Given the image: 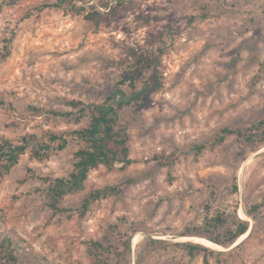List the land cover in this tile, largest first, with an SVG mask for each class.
Returning a JSON list of instances; mask_svg holds the SVG:
<instances>
[{"label": "rangeland", "instance_id": "obj_1", "mask_svg": "<svg viewBox=\"0 0 264 264\" xmlns=\"http://www.w3.org/2000/svg\"><path fill=\"white\" fill-rule=\"evenodd\" d=\"M0 4V139L48 143L87 127L90 118L67 123L35 109L100 104L133 71L145 91L122 113L134 163L95 168L60 202L67 212L48 206L52 181L42 178L69 176L77 140L43 161L30 148L0 176V264H10L5 238L16 264H264V142H219L224 129L246 133L264 120V0ZM123 184L83 211L91 191ZM242 222L247 233L229 242ZM94 242L125 255L98 258Z\"/></svg>", "mask_w": 264, "mask_h": 264}, {"label": "trees", "instance_id": "obj_2", "mask_svg": "<svg viewBox=\"0 0 264 264\" xmlns=\"http://www.w3.org/2000/svg\"><path fill=\"white\" fill-rule=\"evenodd\" d=\"M61 2V0H59ZM83 1V0H81ZM115 1L121 5L123 0H98V8L109 9L112 2ZM59 7V4L53 5ZM49 7V6H47ZM3 10V4H0V12ZM5 57L11 55V50L7 46ZM163 53L162 50L159 51ZM135 72L122 77L115 90L100 104L85 103L83 101L71 100L67 105L71 107L70 111L44 110L35 109L37 113L45 115L55 121H64L67 123L80 124L85 119L90 118L89 125L79 130H75L66 136L50 134L49 142L42 143L31 136L25 137L19 144H15L9 139H0V176L8 175L15 168L23 155L29 149L32 158L43 161L49 159L52 154L64 151L69 143L70 138L79 142V149L74 154V166L68 177L56 178L50 180L42 178L43 181H52L51 187L47 192L48 206L58 213L67 212L66 209L59 206L60 202L68 195H74L85 189V184L90 177V173L98 166H104L108 170H114L117 165L122 168H128L134 163L131 158L130 132L129 127L123 123L122 113L132 105L136 100H141L145 91L137 89L138 77L134 76ZM128 85L131 91L125 90L124 86ZM220 141L225 139L226 135H236L240 140L255 145L257 142H264V120L251 126L246 133L240 130L224 129ZM259 138L257 141L255 138ZM32 172L31 169L28 170ZM126 184L119 187H106L91 191L83 201V211L87 210L95 201L117 195L122 192ZM85 214V213H84ZM222 222L221 218L216 219ZM247 223L239 224L238 231L231 236L229 242H234L248 231ZM209 242L223 245L224 242L219 238H208ZM215 245V244H214ZM13 242L9 238L2 240L1 248L3 249L5 259L11 264H16V257L12 249ZM217 246V245H216ZM92 249L98 252V258L103 257L104 253H114L122 257L125 253H120L116 249H107L99 242L91 244ZM191 252L207 250L203 245L190 243L187 245ZM131 251V244L127 246ZM104 259H99V263L108 264Z\"/></svg>", "mask_w": 264, "mask_h": 264}, {"label": "bare ground", "instance_id": "obj_3", "mask_svg": "<svg viewBox=\"0 0 264 264\" xmlns=\"http://www.w3.org/2000/svg\"><path fill=\"white\" fill-rule=\"evenodd\" d=\"M137 241H139V239H138V240H136V242H137Z\"/></svg>", "mask_w": 264, "mask_h": 264}]
</instances>
